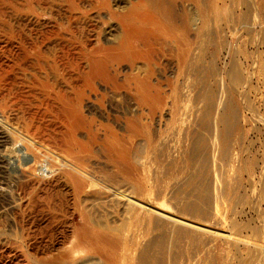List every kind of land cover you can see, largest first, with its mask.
<instances>
[{"label": "bare ground", "instance_id": "bare-ground-1", "mask_svg": "<svg viewBox=\"0 0 264 264\" xmlns=\"http://www.w3.org/2000/svg\"><path fill=\"white\" fill-rule=\"evenodd\" d=\"M210 6L0 0V163L73 222L59 250L16 246L27 264H264V195L245 199L235 173L236 95L205 61ZM92 14L102 39L78 35ZM37 171L68 192L48 194ZM247 206L255 221L229 219Z\"/></svg>", "mask_w": 264, "mask_h": 264}, {"label": "rangeland", "instance_id": "rangeland-1", "mask_svg": "<svg viewBox=\"0 0 264 264\" xmlns=\"http://www.w3.org/2000/svg\"><path fill=\"white\" fill-rule=\"evenodd\" d=\"M210 5L211 41L204 48L205 61L213 66L217 73L215 79L224 84L225 90L236 95L231 96L238 113L234 139L239 142L236 151L240 159L235 173L241 195L250 199L255 189L264 195V0H210ZM76 28L79 36L91 39H102L109 32L95 14L80 19ZM241 95L247 96L248 102L252 101L249 102L252 109L241 101ZM7 116L12 125L22 124L25 118L24 113L17 109H9ZM258 116L263 123L257 121ZM38 147L48 152L45 145ZM187 167L185 174L191 175L192 170ZM197 173L204 175V180L212 171L204 168ZM47 174L49 171H37V175L53 190L47 193L51 196L57 193L65 195L69 189L64 181L59 177L49 178ZM165 180L163 176L157 182L161 187L157 186L170 193L171 183L167 185ZM4 188L8 191H3ZM37 192L27 180L22 179L18 170L9 172L8 167L0 163V264H27L16 246L23 245L28 253L35 255L43 246L46 250H59L71 235L73 222L66 219L68 217L58 221L52 219L51 208ZM173 203L176 202L173 200ZM177 207L182 211L181 206ZM245 208V213L229 219L241 226L248 224L249 220V223L255 221L253 210L248 206Z\"/></svg>", "mask_w": 264, "mask_h": 264}]
</instances>
